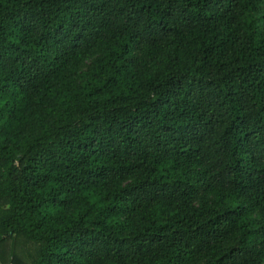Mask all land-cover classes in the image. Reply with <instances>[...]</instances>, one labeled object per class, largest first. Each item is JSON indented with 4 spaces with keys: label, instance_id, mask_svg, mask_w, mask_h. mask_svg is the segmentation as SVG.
I'll list each match as a JSON object with an SVG mask.
<instances>
[{
    "label": "trees",
    "instance_id": "16d2710c",
    "mask_svg": "<svg viewBox=\"0 0 264 264\" xmlns=\"http://www.w3.org/2000/svg\"><path fill=\"white\" fill-rule=\"evenodd\" d=\"M0 264H264V0H0Z\"/></svg>",
    "mask_w": 264,
    "mask_h": 264
}]
</instances>
